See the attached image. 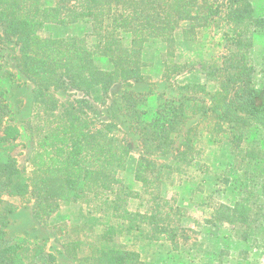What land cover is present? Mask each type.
Instances as JSON below:
<instances>
[{
  "label": "trees",
  "instance_id": "1",
  "mask_svg": "<svg viewBox=\"0 0 264 264\" xmlns=\"http://www.w3.org/2000/svg\"><path fill=\"white\" fill-rule=\"evenodd\" d=\"M80 22L88 26L82 36L47 31ZM222 26L229 28L225 53L203 66L202 81L182 85L191 96L122 94L143 153L131 172L140 189H133L127 146L99 111L115 86L149 79L148 44L159 41L173 57L178 37L195 42ZM0 32L15 47L32 104L26 169L15 155L20 131L0 93V200L31 203V217L45 227L62 207L77 206L76 216L49 228L60 253L74 264H145L146 246L170 242V252H179L183 214L166 194L192 181L195 167L205 183L203 140L225 150L228 165L214 179L218 191L231 187L235 194L229 204L213 201L205 223L250 239L264 220V45L259 71L252 62L255 37H264V0L259 12L250 0H0ZM0 264H56V257L47 239L9 240L0 227Z\"/></svg>",
  "mask_w": 264,
  "mask_h": 264
},
{
  "label": "rangeland",
  "instance_id": "2",
  "mask_svg": "<svg viewBox=\"0 0 264 264\" xmlns=\"http://www.w3.org/2000/svg\"><path fill=\"white\" fill-rule=\"evenodd\" d=\"M51 5L53 0H42ZM257 12L263 7V0H250ZM88 26L83 22L68 27L49 26L47 31L55 36L76 35L82 36L87 32ZM229 28L222 26L213 29L195 42H185L179 37L173 50V57H165L164 45L159 41L147 45L144 51V59L148 64L146 69L149 79L145 83L129 86L117 85L112 90V97L107 107L99 111L102 121L115 123L120 131L119 138L123 140L129 152L126 182L133 189L139 190L140 185L133 182L132 169L137 159L143 155L139 136L133 130L129 118L122 104V94L125 90L134 93H151L160 95L164 99L179 100L184 96H191L182 89L187 81H202L204 67L219 59L225 53L226 39L224 34ZM1 34V32H0ZM0 37H2L0 35ZM264 45V37L257 36L254 40L252 62L259 71ZM164 52V53H163ZM15 47L12 43L0 40V93L5 99L11 111L12 124L18 127L20 138L17 142L15 155L21 168L28 169V158L31 151L32 138L28 132V123L31 119V95L30 87L15 67ZM203 68V69H202ZM63 98V95H59ZM196 98L204 99L209 104L210 97L202 94ZM197 118L188 121L186 128L175 140L178 147L184 140V133L195 125ZM204 155V162L208 172L202 177L204 184H200V172L197 167L192 174V181L175 185L167 190L168 199L177 200L183 214L184 234L177 238L179 252H170V242L163 246H149L141 248L142 259L145 264H264V220L260 221L251 233L247 241L239 239L238 235L226 225L216 227L206 224V220L212 214L213 201L231 203L235 197L232 188L218 191L215 181L216 173L228 165L229 157L225 150L209 145L205 140L200 144ZM194 191V193H193ZM214 194V195H213ZM211 196V198H208ZM211 204V205H210ZM31 203L13 197H3L0 200V227L9 240H23L37 242L48 240V250L56 257V264H74L71 259L64 256L58 246L54 244L49 231L51 226L68 221L76 216L78 207L67 205L62 207L48 221V227L43 226L31 217ZM134 207V204L133 206ZM131 207V208H132ZM188 256L186 257V252Z\"/></svg>",
  "mask_w": 264,
  "mask_h": 264
}]
</instances>
